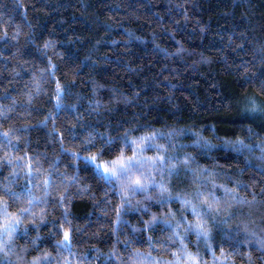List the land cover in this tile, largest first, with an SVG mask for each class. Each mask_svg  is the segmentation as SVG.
Here are the masks:
<instances>
[{"label": "trees", "instance_id": "16d2710c", "mask_svg": "<svg viewBox=\"0 0 264 264\" xmlns=\"http://www.w3.org/2000/svg\"><path fill=\"white\" fill-rule=\"evenodd\" d=\"M5 206L0 264H264V0H0Z\"/></svg>", "mask_w": 264, "mask_h": 264}, {"label": "snow or ice", "instance_id": "6c2138e0", "mask_svg": "<svg viewBox=\"0 0 264 264\" xmlns=\"http://www.w3.org/2000/svg\"><path fill=\"white\" fill-rule=\"evenodd\" d=\"M153 137H150L149 139H152ZM129 148H132L133 144H135L134 141H126ZM147 147H152L151 144L147 145ZM242 147H247L246 145H242ZM142 148L137 147L136 151L139 153L142 151ZM239 150V149H237ZM97 157L92 156L87 159V163H90L99 174L100 178L108 182L109 184L113 183H119L122 179L128 180L130 187L134 191H145L147 188V185L143 182L142 179L138 178L136 176V173H140L141 176L143 175V170L146 166L151 165L155 166L157 163L163 164L165 162L164 157H156V158H144L139 157L138 155H133L131 157H126L123 154L121 156L117 157L115 160L110 161L107 165L105 164H97L96 163ZM175 166H173L174 168ZM178 175V174H177ZM161 192L166 191V189L161 188ZM202 199V197H201ZM187 204L191 205L190 201L186 202ZM206 203V212L210 215L213 211V206L211 203ZM191 212L194 216H199L200 212L195 207H191ZM28 209H22L21 214L24 212H27ZM2 215L5 219V222L3 223V230L0 231V240L2 238L8 236L12 231L15 230L16 226L19 225L20 221L15 218H9V214L7 212V207L2 210ZM204 225L197 223L196 225H188V231L194 232L197 236L207 238V233L203 230ZM69 241V234L66 232L64 233V240L61 241L62 244L67 245ZM2 250V249H0ZM44 260H48V256L43 257ZM38 264V262H37ZM185 264H199V261L197 257L192 255H186L185 257Z\"/></svg>", "mask_w": 264, "mask_h": 264}, {"label": "bare ground", "instance_id": "6f19581e", "mask_svg": "<svg viewBox=\"0 0 264 264\" xmlns=\"http://www.w3.org/2000/svg\"><path fill=\"white\" fill-rule=\"evenodd\" d=\"M37 203V201L32 202L31 207L29 208V211L33 208V206Z\"/></svg>", "mask_w": 264, "mask_h": 264}]
</instances>
